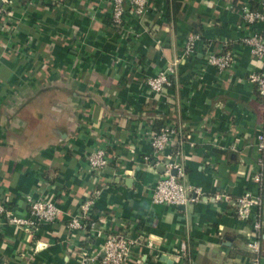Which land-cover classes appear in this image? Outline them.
Here are the masks:
<instances>
[{"label":"crops","instance_id":"crops-1","mask_svg":"<svg viewBox=\"0 0 264 264\" xmlns=\"http://www.w3.org/2000/svg\"><path fill=\"white\" fill-rule=\"evenodd\" d=\"M150 2L143 17L128 6L121 27L107 0H11L8 31L0 17V198L25 215L26 195L50 194L62 210L30 231L0 217V264H78L82 248H100L102 238L67 226L94 189L104 234L141 241L124 264H249L252 221L212 196L259 193L264 97L248 76L261 65L243 38L264 26L246 25L239 9L263 0ZM191 33L201 36L185 58ZM227 50L229 69L208 63V52ZM176 59L172 86L151 92L147 77ZM165 124L176 129L167 154L180 150L182 181L204 193L198 202L151 200L163 169L150 134ZM95 147L110 153L101 174L85 158Z\"/></svg>","mask_w":264,"mask_h":264},{"label":"built area","instance_id":"built-area-1","mask_svg":"<svg viewBox=\"0 0 264 264\" xmlns=\"http://www.w3.org/2000/svg\"><path fill=\"white\" fill-rule=\"evenodd\" d=\"M112 7V21L116 27H121L124 22L126 9L129 6L133 14L143 17L150 10V0H107ZM0 6V17H5V29L8 31V19L12 14L9 11L11 0H2ZM242 19L246 25L261 23L264 26V0L258 8H252L249 4L240 5L239 9ZM8 17V18H7ZM7 18V19H6ZM199 33H191L184 45L182 57H189L195 50L196 43L200 39ZM243 43L248 45L251 53L258 59L261 69L252 71L248 78L255 85L257 92L264 97V28L257 30L243 38ZM206 59L209 64L215 66L219 71L229 69L234 60L233 50L225 52H208ZM179 59L168 63L164 68L154 75L147 77L145 83L153 93H160L173 84V76L176 75ZM176 133L175 127L163 125L158 131L150 134V144L153 150V158L164 165L162 175L155 182L151 200L153 203L167 205H187L198 202L204 193L199 186L185 184L182 180L185 175L184 167L180 162V150L167 154V150L173 141ZM257 150L260 156L257 160V173L254 175L259 188L264 181V162L261 153L264 152V126L257 134ZM91 172L101 174L109 165L110 153L105 147H95L85 155ZM150 161L148 155L143 158ZM175 170V173L173 172ZM99 191L94 189L80 204L79 210L68 221L67 226L74 231L86 230L95 236L102 238L100 248L93 250L84 247L81 249L78 264H124L132 257V249L136 244L141 243L139 237H131L123 231H113L104 234V231L93 219L92 208ZM212 199L217 202H232L235 205V212L239 219L251 220V230L246 245L250 252L249 264H264L262 256V239L264 220L262 218V194L245 191L236 197L230 193L217 191ZM27 214H19L8 204V198H0V217L4 222L16 227L30 231L41 225L52 224L60 216L62 210L56 203L54 196L45 194L34 197L26 195ZM147 246L155 250L154 243L149 240ZM186 246L182 245L180 255H185Z\"/></svg>","mask_w":264,"mask_h":264},{"label":"trees","instance_id":"trees-1","mask_svg":"<svg viewBox=\"0 0 264 264\" xmlns=\"http://www.w3.org/2000/svg\"><path fill=\"white\" fill-rule=\"evenodd\" d=\"M8 8H9V11L12 13L13 10L11 9V6L8 7ZM257 8H258V7H257ZM157 130H159V129L157 128ZM261 157H262L263 162H264V152L261 153ZM263 191H264V181L262 182V185H261V187L259 188V192H260V194H262ZM92 209H93V208H92ZM92 211H93V210H92ZM92 216H93V219L95 220L94 215H92Z\"/></svg>","mask_w":264,"mask_h":264},{"label":"water","instance_id":"water-1","mask_svg":"<svg viewBox=\"0 0 264 264\" xmlns=\"http://www.w3.org/2000/svg\"><path fill=\"white\" fill-rule=\"evenodd\" d=\"M2 1L0 0V6L2 5ZM161 169H163L164 171V165H161ZM173 172L175 173V170H173ZM262 218L264 220V191L262 193ZM263 239H264V234H263Z\"/></svg>","mask_w":264,"mask_h":264}]
</instances>
